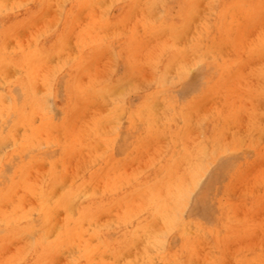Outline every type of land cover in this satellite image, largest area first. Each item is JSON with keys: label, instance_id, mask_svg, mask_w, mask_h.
Returning <instances> with one entry per match:
<instances>
[{"label": "bare ground", "instance_id": "6f19581e", "mask_svg": "<svg viewBox=\"0 0 264 264\" xmlns=\"http://www.w3.org/2000/svg\"><path fill=\"white\" fill-rule=\"evenodd\" d=\"M114 1L0 0V147L4 145L0 154V264H49V260L62 257L76 258L77 264H143L153 250L156 259L164 258L168 264H177L180 259L191 257L188 243L195 231L197 234L193 236L194 243L205 239L214 240L210 228L213 217L209 210L210 203L215 196L221 194L223 188H231L230 181L226 178L231 169L228 166L232 162L214 154V149L211 148L215 140L211 137L220 136L225 131L213 132L209 137L203 134L208 139L207 155L202 143L198 153L193 151L189 154L186 170L182 173H168V166L175 172L174 163H185V155L189 152L188 148L195 146L194 142L191 143L186 138L184 144H176L175 140L171 141L173 146L169 142L165 144L161 138L164 132L162 127L158 128L154 140H143L156 142L151 146L158 147L164 153L161 155H165L160 156L156 170H150L146 166L144 173L134 169L127 175L119 176L122 171L116 169L108 173L101 184L96 183L97 179L90 175L79 178L70 175L61 170L62 167L57 169L47 163L45 157H41L46 156L50 142H55L58 158L65 151L66 156L70 154L72 140L67 141L63 138L65 136H55L59 133L63 135L67 126L72 123L73 119L68 116L71 112L80 110L84 104L80 103L83 93L91 97L97 94L105 96L109 90L108 86L100 84L95 91L91 88L95 81L89 83L81 76L83 69H86L81 68L84 67V61L92 58L85 57L92 50L86 47L80 49L78 46L76 51L69 54V49L59 43L62 37L59 34L55 37L53 28L60 22V15L63 21L68 18L65 17L67 13L70 16L85 14L88 18L94 17L91 26L97 30L111 28L113 25L110 22L106 25L98 24L95 17L111 15ZM180 1L183 8L180 21L183 22L174 26L182 29L184 35L195 41L200 36L194 34V29H185L184 25L188 27L201 3L208 4L219 12L217 0H187L188 4ZM256 6L264 10V0H259ZM162 7L168 12L169 7L165 3H162ZM49 9L54 11L52 19L45 20ZM119 9L124 10V6L121 5ZM243 12L246 14L244 9ZM246 18V21L251 19ZM167 22L169 23L168 19ZM204 27L210 31L206 22ZM209 31H204V35L209 36ZM135 33L143 34L142 39L147 38L143 29L134 30L132 35ZM51 35L55 48L48 51ZM91 40L92 38H84L80 41L91 44ZM128 41V45L117 46L133 49L136 43L131 35L128 36ZM146 41H155L148 47L149 53H163L158 50L159 36L150 37ZM162 41H165V37ZM205 48L206 67L202 65V68L208 66L209 69L206 59L214 48L211 40L204 48L198 46L194 56L203 54ZM183 51L187 67H183L178 59L169 57L170 53L162 54L166 61H161L158 74L161 78L168 74V64L178 74L188 73L194 63L191 55L193 44L189 50ZM233 58L235 56L228 58L223 64V74L229 75L232 72ZM152 64L153 59L150 70L155 71ZM195 65L194 63L193 67ZM213 69L218 70L220 66L215 64ZM7 73H11L10 76ZM162 81L163 79L158 80V83ZM203 83L209 86L213 84L208 77ZM217 93L231 97L228 89H219ZM156 94L162 100L166 92ZM6 96H11L10 102L3 98ZM152 97L153 94L146 95L142 100L149 101ZM64 99L65 103L60 104ZM220 108L224 112L222 105ZM55 110L60 117H52ZM221 110L218 114L223 117L226 114ZM113 111L115 110L108 108L104 114L90 120L88 126L94 130L100 126L101 121L107 122ZM171 111L174 116V110ZM128 114L131 115L132 112ZM136 116L129 127L137 129L138 141L127 139V131L119 127L114 130L119 135L118 138L110 140V143L106 142L104 147H109L110 150L116 147H137L140 150L146 148L139 142L146 126L142 125L144 121L141 116ZM153 118L161 121L164 113H154ZM219 121L218 117L217 122ZM116 122H109L110 128ZM187 122L193 123L191 115L187 116ZM166 124L173 130L175 125L181 126L172 122ZM225 134L230 136L229 130ZM232 140V137H225L223 141L230 143ZM126 141L129 146H126ZM200 143L201 140L197 141V144ZM96 144L94 142L88 148H94ZM218 147H221V140L218 141ZM77 150L84 152L79 144ZM198 156H203L201 164ZM121 160L126 162L123 158ZM65 162L66 159L63 160L64 164ZM163 164L167 165L163 167ZM196 164L199 168L195 169ZM213 165L216 169L213 175L207 177L206 174H209ZM156 171L159 175H153ZM199 172L204 175L197 174ZM213 180L216 182L215 188L211 187ZM186 210L189 214L184 216ZM198 212H201L198 217L203 221L201 228L197 227L198 217H195ZM100 217L106 222H102ZM110 231L113 232L112 235ZM171 234L176 237L177 244L171 248L172 251L161 252L165 245L170 247ZM20 240L25 242L23 250L15 251L9 257L3 255L6 245H14V242ZM139 242L145 248L142 256L127 259L125 252ZM137 249L140 251L139 247ZM256 256L241 257L239 264H261L259 255Z\"/></svg>", "mask_w": 264, "mask_h": 264}, {"label": "rangeland", "instance_id": "374dc122", "mask_svg": "<svg viewBox=\"0 0 264 264\" xmlns=\"http://www.w3.org/2000/svg\"><path fill=\"white\" fill-rule=\"evenodd\" d=\"M258 1L217 0L219 12L214 11V8L208 4L201 3L188 27L184 25L185 29H194V34L200 36L195 41L184 35L182 29L174 26L183 22L180 21V14L183 13L180 0H115L114 8L109 11L111 15L102 14L95 17L98 24L106 25L110 22L113 25L111 28L97 30L91 26L94 17L88 18L85 14L70 16L68 13L65 14L68 18L64 21L60 15V22L53 28L55 37L58 34L62 37L59 43L65 49H69V54L76 51L78 46L80 49L86 47L92 50L85 59L92 58L84 61V67H81L86 68L81 74L83 80L89 83L94 80L95 83L91 88L95 91L100 84L109 87L105 96L97 94L91 97L83 93L80 96V103L84 104L80 110L73 111L68 116L73 119L72 123L67 126L63 135L59 133L55 136H65L63 138L67 141L72 140L71 153L66 156L65 151L58 158V148L55 142H50L46 156H41L57 169L62 167L61 170L77 178L90 175L95 177L96 183L99 184L108 173L116 169L122 171L119 176L127 175L134 169L144 173L146 166L150 167V170H156L160 156L165 157V155H161L164 153L158 147L151 146L157 144L156 142L143 140H154L158 128L162 127L164 132L161 138L165 144L169 142V145L173 146L171 142L173 140L176 144H184L186 138L191 143L194 142L195 146L188 148L189 152L184 158L185 163H174L175 172L168 166V173H182L186 170L189 154L193 151L198 153L202 143L207 155L208 139L204 135L209 137L213 132L225 131L224 134L220 133L221 137H211L215 140L211 148L214 149V154L232 162L231 164L227 162L231 169L226 178L230 181L231 188H223L221 194L215 196L210 203L209 210L213 216L210 228L214 240L205 239L203 242L194 243L193 236L197 234L195 231L188 243L191 257L182 258L177 264H180V261L181 264H239V258L253 255L257 257L256 254L260 257V263L264 264V10L259 6L255 7ZM183 2L188 4L187 0ZM162 3L169 7L168 12L164 11ZM121 5L124 6V10L119 9ZM260 7L263 8L262 5ZM53 12V9H49L45 20L52 19ZM246 17L251 19L246 21L248 19ZM205 22L210 31L204 27ZM139 28L144 30L146 39H142L143 34L132 35L134 30ZM204 31H209L210 35H204ZM130 35L136 43L133 49L117 46L128 45ZM158 36L160 37L158 50L163 53H149L148 47L155 41L146 40ZM164 37L165 41H162ZM84 38H92L91 44L80 41ZM209 40L214 48L210 54H207L208 69V66L202 68V65L205 66L206 48L203 54L199 53L197 57L194 53L198 46L206 47ZM191 44H193L191 55L195 67L193 63L188 73L181 75L168 64L169 72L161 78L158 74L161 61L165 60L162 54L170 53L169 57L178 59L183 67H187L188 62L183 49L189 50ZM48 46V51L55 48L52 35ZM233 56L235 58H233L232 72L229 75L223 74V64ZM152 59L155 71L150 70ZM81 63L82 61L79 62ZM215 64L219 65L220 69H213ZM10 74L7 73L8 76ZM207 77L213 83L211 86L203 83ZM161 79L163 81L158 83ZM219 89H228L231 97L217 93ZM160 91L166 92L162 100L156 94ZM150 94H153V97L149 101L142 100L144 96ZM3 98L8 102L11 100V96ZM65 101L66 99L59 103L64 104ZM221 105L226 114L223 117L218 114ZM120 107L122 108L119 109ZM108 108L115 110L110 112L108 121H101L100 126L94 130L90 128L88 122L95 120L99 114H104ZM171 109L175 112L174 116ZM131 112V115L128 114ZM161 112L164 113V119L156 121L153 118L154 113ZM53 113L52 117H60L57 110ZM133 113L141 116L144 121L142 125L146 126L142 130L144 133L139 137V142L146 148L140 150L137 147H116L110 150L109 147H104L106 142L110 143V140L118 138L119 135L114 130L119 127L127 131V139L138 141L137 129L129 127L137 117ZM145 115L149 117L146 118ZM188 115L193 117L191 124L187 122ZM218 117L219 122H217ZM113 121L117 122L113 128H110L109 122ZM167 122L181 126L175 125L173 130L166 124ZM228 130L230 136L225 134ZM225 137L227 139L232 137V142L223 141ZM200 140L201 143L197 144ZM220 140L221 147H218ZM94 142H97L96 146L88 148ZM78 144L89 154L78 152ZM126 146H129L128 141ZM3 150L4 145L0 147V154ZM122 158L126 160L125 163L122 162ZM197 158L200 159L201 164L203 156ZM64 159L66 164L63 163ZM196 168H199L198 164L195 165ZM215 169V165L211 166L206 176L213 175ZM197 174L204 175L203 172ZM153 175H159V172L156 171ZM215 183V180L211 182L212 188H215ZM188 214L186 210L184 216ZM200 214L201 212H198L195 217ZM99 219L106 222L102 217ZM196 221H198L197 227L201 228L202 219L198 217ZM112 234L113 232L110 231V235ZM175 238L171 234L170 247L165 245L161 252L172 251L171 248L178 242ZM21 241L14 242V245H6L3 255L9 257L15 251L23 250L25 242ZM139 243L125 252L127 259L142 256L145 248ZM9 247L11 249H7ZM150 254L152 255H149L150 257L146 258L143 264H168L167 259H156L154 250ZM63 259V257L58 260L51 259L49 264H77L76 258Z\"/></svg>", "mask_w": 264, "mask_h": 264}]
</instances>
